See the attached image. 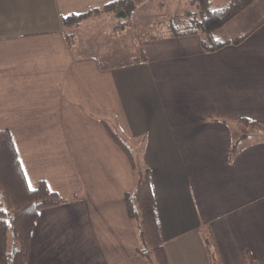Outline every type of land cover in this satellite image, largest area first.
<instances>
[{
	"label": "crops",
	"instance_id": "0c3cea01",
	"mask_svg": "<svg viewBox=\"0 0 264 264\" xmlns=\"http://www.w3.org/2000/svg\"><path fill=\"white\" fill-rule=\"evenodd\" d=\"M111 1L0 0V129L29 188L44 180L73 197L38 212L28 264H148L124 205L134 173L100 118L142 144L169 264H210L208 229L218 264H244L243 248L264 264V139L229 159L236 131L219 121L264 124V24L211 53L191 34L144 38L138 62H102L68 41L98 13L62 18Z\"/></svg>",
	"mask_w": 264,
	"mask_h": 264
},
{
	"label": "trees",
	"instance_id": "16d2710c",
	"mask_svg": "<svg viewBox=\"0 0 264 264\" xmlns=\"http://www.w3.org/2000/svg\"><path fill=\"white\" fill-rule=\"evenodd\" d=\"M254 1L227 0L219 7H212V0H189L188 7L178 13H170L165 18L163 32H149L145 38L197 34L200 47L205 53L215 52L226 45H238L264 24V15L260 16L248 30L233 37L220 39L214 36V32ZM137 8L135 0H113L101 8L68 15L62 20L65 26L70 27L79 24L94 12H111L114 15L122 13L124 15L115 25V28H121L129 22L130 15ZM71 40L72 36L69 34L68 41ZM142 59L144 52L140 47L139 55L130 62L134 63ZM120 64L122 63L101 65V67ZM99 121L112 141L125 154L134 173V185L131 190L124 193V205L137 236L136 253L148 264H169L156 222L149 168L139 156L142 144L134 150L117 125L110 124L102 118ZM219 121L236 131L230 146L229 159L239 152L242 142L251 136L254 135L256 140L264 139V124L256 120L241 117L236 120L220 119ZM72 198L58 195L44 180H40L35 188H29L12 136L7 129H0V264H28L30 233L38 212L44 208L67 203ZM201 233L210 264H218L220 258L210 229L206 234L204 230H201ZM241 254L244 264H257L248 248H243Z\"/></svg>",
	"mask_w": 264,
	"mask_h": 264
},
{
	"label": "rangeland",
	"instance_id": "374dc122",
	"mask_svg": "<svg viewBox=\"0 0 264 264\" xmlns=\"http://www.w3.org/2000/svg\"><path fill=\"white\" fill-rule=\"evenodd\" d=\"M226 1L212 0V7H219ZM135 2L138 8L130 15L129 22L121 28H115V25L123 14L114 15L111 12L93 15L75 31L69 28V34L74 37L73 47L93 54L102 62L135 58L141 41L149 32H163L165 18L170 13H178L189 6V0H135ZM262 15H264V1L255 0L216 29L214 36L224 39L238 35L248 30Z\"/></svg>",
	"mask_w": 264,
	"mask_h": 264
},
{
	"label": "water",
	"instance_id": "95a60500",
	"mask_svg": "<svg viewBox=\"0 0 264 264\" xmlns=\"http://www.w3.org/2000/svg\"><path fill=\"white\" fill-rule=\"evenodd\" d=\"M124 15V14H123Z\"/></svg>",
	"mask_w": 264,
	"mask_h": 264
}]
</instances>
